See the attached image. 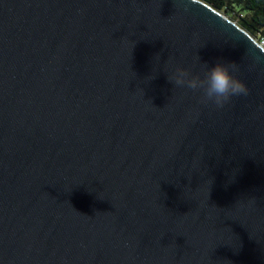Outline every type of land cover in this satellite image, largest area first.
I'll use <instances>...</instances> for the list:
<instances>
[{"label":"water","instance_id":"1","mask_svg":"<svg viewBox=\"0 0 264 264\" xmlns=\"http://www.w3.org/2000/svg\"><path fill=\"white\" fill-rule=\"evenodd\" d=\"M250 40L200 0H0V264H264ZM217 60L247 97L168 80Z\"/></svg>","mask_w":264,"mask_h":264},{"label":"clouds","instance_id":"2","mask_svg":"<svg viewBox=\"0 0 264 264\" xmlns=\"http://www.w3.org/2000/svg\"><path fill=\"white\" fill-rule=\"evenodd\" d=\"M251 52L257 62L264 61V41L250 40ZM240 65L235 62L217 60L213 65L200 63V72L194 74L190 69L175 66L168 70V80L174 86L186 87L193 92L201 93L202 104H214L223 108L233 97H247L250 94L248 85L239 76ZM202 73V75H201Z\"/></svg>","mask_w":264,"mask_h":264},{"label":"trees","instance_id":"3","mask_svg":"<svg viewBox=\"0 0 264 264\" xmlns=\"http://www.w3.org/2000/svg\"><path fill=\"white\" fill-rule=\"evenodd\" d=\"M234 22L253 39L264 36V0H200Z\"/></svg>","mask_w":264,"mask_h":264},{"label":"built area","instance_id":"4","mask_svg":"<svg viewBox=\"0 0 264 264\" xmlns=\"http://www.w3.org/2000/svg\"><path fill=\"white\" fill-rule=\"evenodd\" d=\"M254 40H256V39H254ZM257 40H259V41H264V36H263V37H260V38H258Z\"/></svg>","mask_w":264,"mask_h":264}]
</instances>
